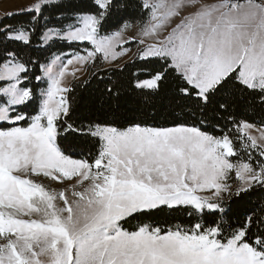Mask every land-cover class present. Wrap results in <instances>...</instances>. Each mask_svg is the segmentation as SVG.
I'll return each mask as SVG.
<instances>
[{"label":"snow or ice","instance_id":"6c2138e0","mask_svg":"<svg viewBox=\"0 0 264 264\" xmlns=\"http://www.w3.org/2000/svg\"><path fill=\"white\" fill-rule=\"evenodd\" d=\"M18 15L0 23V264H264V0ZM100 63L136 71L79 115L69 78Z\"/></svg>","mask_w":264,"mask_h":264},{"label":"trees","instance_id":"16d2710c","mask_svg":"<svg viewBox=\"0 0 264 264\" xmlns=\"http://www.w3.org/2000/svg\"><path fill=\"white\" fill-rule=\"evenodd\" d=\"M19 12V11H18ZM27 17L24 15H18L11 18H6V15L0 19V23H16L17 21H21L26 19ZM77 49L68 47L66 45H58L56 49H54L57 55L68 54ZM36 56L41 57V62H44L43 57L48 55L46 53H35ZM38 72V70H36ZM136 71L131 65H129L124 71H115L113 72L109 66H104L103 63H100L95 66V69L90 72L88 76L85 78L73 81L71 84L74 86V91L72 96L75 97V108L79 115H88V114H97L99 109V99L101 97L102 91L111 87L113 84L121 87L122 89H128L129 83L132 78V73ZM82 81H87V83L81 84ZM35 84L36 82L33 81ZM175 80L173 78H169L167 83L164 85L161 98L157 101L156 109L152 115L155 116L156 123L163 124L165 123V118L170 116V112H166L165 105L168 102V99L171 96L172 89L175 86ZM127 102L126 106L131 108L134 107L133 96L125 93L121 97L122 105ZM131 115V112L127 113ZM152 115L145 112V118L148 121L152 122Z\"/></svg>","mask_w":264,"mask_h":264},{"label":"rangeland","instance_id":"374dc122","mask_svg":"<svg viewBox=\"0 0 264 264\" xmlns=\"http://www.w3.org/2000/svg\"><path fill=\"white\" fill-rule=\"evenodd\" d=\"M30 0H0V19L5 16L8 12H18L22 7L28 6ZM133 51L135 50V45L132 46ZM104 66H108L103 64ZM95 69V66H87L82 68L81 72L78 73V79L69 78L70 82L85 78Z\"/></svg>","mask_w":264,"mask_h":264}]
</instances>
